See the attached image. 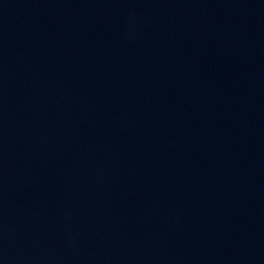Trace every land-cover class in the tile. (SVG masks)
I'll return each mask as SVG.
<instances>
[{
    "label": "water",
    "instance_id": "95a60500",
    "mask_svg": "<svg viewBox=\"0 0 264 264\" xmlns=\"http://www.w3.org/2000/svg\"><path fill=\"white\" fill-rule=\"evenodd\" d=\"M0 264H264V0H0Z\"/></svg>",
    "mask_w": 264,
    "mask_h": 264
}]
</instances>
